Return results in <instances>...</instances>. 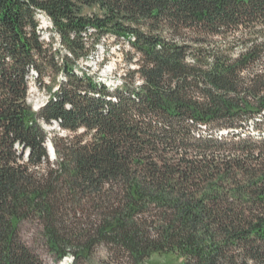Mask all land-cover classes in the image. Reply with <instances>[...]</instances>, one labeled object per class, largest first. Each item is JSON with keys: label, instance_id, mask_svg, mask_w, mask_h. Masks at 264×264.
Listing matches in <instances>:
<instances>
[{"label": "trees", "instance_id": "16d2710c", "mask_svg": "<svg viewBox=\"0 0 264 264\" xmlns=\"http://www.w3.org/2000/svg\"><path fill=\"white\" fill-rule=\"evenodd\" d=\"M89 35L92 51L128 44L120 85L76 72ZM30 220L52 263L23 239ZM101 248L264 264V0H0V264H91Z\"/></svg>", "mask_w": 264, "mask_h": 264}, {"label": "rangeland", "instance_id": "374dc122", "mask_svg": "<svg viewBox=\"0 0 264 264\" xmlns=\"http://www.w3.org/2000/svg\"><path fill=\"white\" fill-rule=\"evenodd\" d=\"M40 27L42 39L46 43L51 44L54 50H60L61 55H66L65 49H63L60 44V37H58L57 34L54 35V33L52 32V28L48 26V23H46V21L40 20ZM94 43V36L89 35L88 37H86L87 47L91 51L87 58H84L79 62V68L76 70V72H87L92 75L97 74L99 82H103L109 85V87H116L117 85L121 84L122 77H124L125 73L132 68V65L127 62L125 57L126 50H129L128 44H124V42L122 41H117L116 39L109 37L99 42L96 48H94V51H92ZM61 78L62 76H59L58 81H60ZM45 81L49 83V79H46ZM48 99L49 95L47 91L41 88L32 79L29 102L33 106V109L36 111L39 110L40 108L45 106V104L48 102ZM253 125L254 123H251L250 127H252ZM44 128L51 134V136L57 134L60 137H66L69 135L68 132L63 131L56 124H53L52 126H47L44 124ZM20 231L23 239L32 249L38 252L47 262H53V258L49 254L47 249L43 226L39 221H24L20 225ZM63 263L73 264L72 256L65 258L59 264ZM90 263L130 264L127 260L114 262L113 260H111L109 254L103 248L97 251L94 257V261ZM147 264H180V261L171 257L156 256L153 257Z\"/></svg>", "mask_w": 264, "mask_h": 264}, {"label": "bare ground", "instance_id": "6f19581e", "mask_svg": "<svg viewBox=\"0 0 264 264\" xmlns=\"http://www.w3.org/2000/svg\"><path fill=\"white\" fill-rule=\"evenodd\" d=\"M38 18H39V20H42V21H46V23H48V26H50V24H52V22H51V19H50V17L49 16H47L45 13L44 14H40L39 16H38ZM40 27V26H39ZM51 27V26H50ZM41 28V27H40ZM51 28H53V25H52V27ZM82 69V68H81ZM83 71V70H82ZM79 72V71H78ZM80 74H83V72H80ZM101 81V80H100ZM119 84V83H118ZM107 85V84H106ZM120 85V84H119ZM109 86V85H108ZM118 86V85H117ZM63 264H65V263H63Z\"/></svg>", "mask_w": 264, "mask_h": 264}, {"label": "water", "instance_id": "95a60500", "mask_svg": "<svg viewBox=\"0 0 264 264\" xmlns=\"http://www.w3.org/2000/svg\"><path fill=\"white\" fill-rule=\"evenodd\" d=\"M49 150H50V154H51L52 158H54L55 157V149H54L51 142H49Z\"/></svg>", "mask_w": 264, "mask_h": 264}, {"label": "built area", "instance_id": "2783aa9c", "mask_svg": "<svg viewBox=\"0 0 264 264\" xmlns=\"http://www.w3.org/2000/svg\"><path fill=\"white\" fill-rule=\"evenodd\" d=\"M38 13H41V11H39ZM50 26L52 27V24H50ZM120 48V47H119ZM80 64V63H79Z\"/></svg>", "mask_w": 264, "mask_h": 264}]
</instances>
